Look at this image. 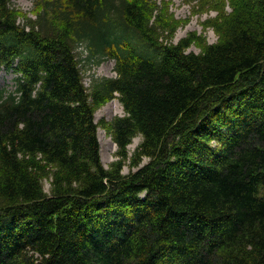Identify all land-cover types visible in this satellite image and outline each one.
<instances>
[{
  "label": "trees",
  "instance_id": "16d2710c",
  "mask_svg": "<svg viewBox=\"0 0 264 264\" xmlns=\"http://www.w3.org/2000/svg\"><path fill=\"white\" fill-rule=\"evenodd\" d=\"M219 2L188 51L155 0H0V264H264V0ZM229 6V10L225 8ZM88 60L114 77L84 82ZM134 165L107 169L96 111ZM51 177L47 193L43 179Z\"/></svg>",
  "mask_w": 264,
  "mask_h": 264
},
{
  "label": "rangeland",
  "instance_id": "374dc122",
  "mask_svg": "<svg viewBox=\"0 0 264 264\" xmlns=\"http://www.w3.org/2000/svg\"><path fill=\"white\" fill-rule=\"evenodd\" d=\"M161 9L163 18L173 19L177 29L174 33L172 43H178L186 37H196L197 40L189 47L188 51L195 53L201 52L207 44L216 43L219 39L218 33L214 28V22L218 17L221 7L219 2H210L209 0H155ZM222 1V0H221ZM10 6L17 13L18 23L21 25L36 20L37 0H10ZM229 10V6L225 8ZM80 59V67L83 72L84 82L87 87L91 86V81L95 77H114L115 60L108 58L102 63L88 60V51L85 46L79 45L76 48ZM16 73L6 69L0 71V89L6 88L8 91H14L16 88ZM126 114L119 98H115L95 113V120L98 124V138L101 145V160L105 168L110 169L114 165L123 164L122 172L128 174L135 170L139 165L145 164L148 159L144 158L139 165H134L135 155L138 146L142 141L141 135L134 137L132 144L128 148V155L125 159L119 155V149L113 140L110 130L105 125L110 123L115 117H122ZM51 177L43 179V186L47 193H50L52 185Z\"/></svg>",
  "mask_w": 264,
  "mask_h": 264
}]
</instances>
